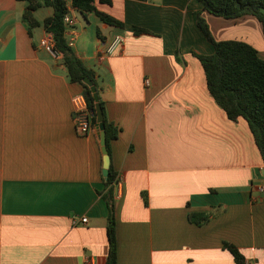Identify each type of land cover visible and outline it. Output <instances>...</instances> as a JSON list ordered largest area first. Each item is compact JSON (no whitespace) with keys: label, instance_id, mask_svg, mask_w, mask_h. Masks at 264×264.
Masks as SVG:
<instances>
[{"label":"crops","instance_id":"1","mask_svg":"<svg viewBox=\"0 0 264 264\" xmlns=\"http://www.w3.org/2000/svg\"><path fill=\"white\" fill-rule=\"evenodd\" d=\"M96 7L125 28L74 11L66 38L95 71L107 120L119 129L110 152L118 264H238L227 244L244 264H264L261 154L248 123L229 120L210 95L193 54L214 52L199 14L216 41L245 42L264 60L262 24L214 16L197 0ZM25 9L0 0V264H106L99 130L78 132L73 99L82 88L40 47L47 31H30ZM52 15L34 14L41 24ZM135 28L151 34L136 36ZM115 36L121 47L101 61ZM196 213L208 220L194 223Z\"/></svg>","mask_w":264,"mask_h":264},{"label":"trees","instance_id":"2","mask_svg":"<svg viewBox=\"0 0 264 264\" xmlns=\"http://www.w3.org/2000/svg\"><path fill=\"white\" fill-rule=\"evenodd\" d=\"M26 3L23 14L30 31L43 25L47 32L53 34L56 49L62 55V63L68 70L73 84L82 88L86 99L92 124L97 126V116L94 113L95 100L91 89L84 84L85 78H90L97 87L100 103L105 115L107 147L109 155L112 141L118 138L119 129L110 124L106 117V107L100 93L102 91L97 81L95 71L88 68L77 56L66 38L65 16L69 13V4L75 12L84 16L94 13L98 19L112 27L124 29L125 24L114 17L100 12L96 2L111 4V0H17ZM204 11L225 19H238L245 16L256 17L263 27L264 33V0H197ZM41 8H52L53 15L41 24L34 14ZM197 25L206 41L212 45L214 52L210 55H200L193 52L200 61L206 75V85L210 95L224 110L231 121L243 118L249 125L256 146L264 163V60L258 51L251 45L235 40L216 41L207 25V22L198 15ZM136 36L149 35L150 31L135 28ZM105 181V189L100 193L108 207L107 235L109 241V254L106 264H118L117 222L115 206V185L117 173L113 165ZM190 219L201 225L208 220L206 214L196 213ZM226 247L232 252L238 264H244L240 252L231 245Z\"/></svg>","mask_w":264,"mask_h":264},{"label":"built area","instance_id":"3","mask_svg":"<svg viewBox=\"0 0 264 264\" xmlns=\"http://www.w3.org/2000/svg\"><path fill=\"white\" fill-rule=\"evenodd\" d=\"M69 13L65 16L64 22L66 24V34L73 29L76 24V20L72 16L74 10L69 4ZM123 37L115 36L114 39L107 45L104 46V49L99 55L101 61H106L111 55H113L123 43ZM40 47L48 53L52 58L57 61H62V55L56 49L55 39L52 33L46 32L44 37L40 41ZM145 85L150 86V81L146 80ZM74 113L76 119V125L78 132L83 136L90 135L94 130H97V126L92 124L90 112L88 110V105L83 94H80L73 99ZM116 185L119 187V180H117ZM257 192L264 193V183L257 187ZM83 224L88 222V219H81ZM79 223L78 220L74 221V225Z\"/></svg>","mask_w":264,"mask_h":264},{"label":"water","instance_id":"4","mask_svg":"<svg viewBox=\"0 0 264 264\" xmlns=\"http://www.w3.org/2000/svg\"><path fill=\"white\" fill-rule=\"evenodd\" d=\"M84 84L87 85L93 94V98L95 100V110L94 113L97 116V129L99 130V135L101 139V151L103 154V177L105 180L108 179L110 174V165H111V159L109 155V150L107 147V135H106V125H105V115L100 103V97L97 90V87L95 86L94 82L90 78L84 79Z\"/></svg>","mask_w":264,"mask_h":264}]
</instances>
